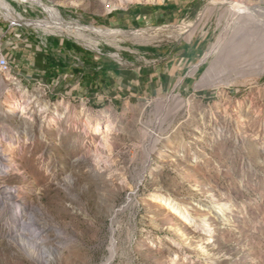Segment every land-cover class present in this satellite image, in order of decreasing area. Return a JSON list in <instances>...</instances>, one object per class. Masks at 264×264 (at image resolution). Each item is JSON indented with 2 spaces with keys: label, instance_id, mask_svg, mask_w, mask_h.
<instances>
[{
  "label": "rangeland",
  "instance_id": "rangeland-1",
  "mask_svg": "<svg viewBox=\"0 0 264 264\" xmlns=\"http://www.w3.org/2000/svg\"><path fill=\"white\" fill-rule=\"evenodd\" d=\"M5 1L14 8L5 13L27 18L8 20L34 35L131 67L167 55L177 31L196 26L207 81L195 78L187 95L94 104L54 98L1 61L0 157L13 164L0 166V264H42L37 251L50 264H264V17L234 9L264 10V0L203 11L208 0H196L167 30L114 28L105 17L168 0ZM94 27L144 34L119 42ZM5 186L41 222L22 234L26 245L11 236Z\"/></svg>",
  "mask_w": 264,
  "mask_h": 264
},
{
  "label": "crops",
  "instance_id": "crops-1",
  "mask_svg": "<svg viewBox=\"0 0 264 264\" xmlns=\"http://www.w3.org/2000/svg\"><path fill=\"white\" fill-rule=\"evenodd\" d=\"M195 1L168 0L154 6H136L109 13L105 22L120 29L152 26L167 30L190 19ZM94 28L106 34L119 32ZM179 39L181 42L167 55L159 56L151 64L131 67L106 59L69 39H42L24 26L0 16V42L9 60L6 61L9 70L26 81L40 83L54 98L94 104L108 100L119 105L128 99L191 92L194 79H199L202 74L198 75L205 69L201 60L206 39L198 35Z\"/></svg>",
  "mask_w": 264,
  "mask_h": 264
},
{
  "label": "bare ground",
  "instance_id": "bare-ground-1",
  "mask_svg": "<svg viewBox=\"0 0 264 264\" xmlns=\"http://www.w3.org/2000/svg\"><path fill=\"white\" fill-rule=\"evenodd\" d=\"M119 1H120L119 2L120 5H127V2L134 1V0H119ZM154 1H163V0H154ZM236 1H244V0H236ZM231 2H233V0H208V2H207L208 4L205 2L206 4L200 10L203 11V9H205L210 4L219 6V5H222V4L223 5H228ZM1 8H5L6 10H14L13 6L10 3L6 2L5 0H0V12L2 11V13H3V11H4V13H5V10L1 9ZM234 9L242 10L240 12L247 11L248 14L252 15L256 19H260L261 17H264V10H262L260 8H257V7H247L245 4H242V3H239V2H236V5L234 6ZM58 15L62 16L60 13ZM3 17H6L7 19H9V18L13 19L14 18L13 20L17 19L18 22L23 21V20L24 21L27 20L26 17H21V18L17 17L16 18L15 15L12 12L10 14H8L6 12L5 15H3ZM190 25H192V24H190ZM195 27L196 26H194L193 29ZM193 29H191V26H190V28H187V26H186L185 28L179 29L177 31V33L175 34V36L178 39L179 38L191 39L193 37V34H194V32L192 31ZM175 31H176V29H175ZM93 32L97 33L100 36H104V37L109 38V39L111 38V40L113 39V41H119V42H122L123 40H126L128 37H130L132 35L137 36V34H139V33L141 35L144 34V32L141 33V32H124L123 31V32H118V33H116L114 35H108L106 33H103L101 31L95 29V28L93 29ZM68 34H72V33L68 32ZM75 37L77 39H81V40H82V37H83L84 43H86L87 46L91 45V42H90L89 38H86V36H81V35H77L76 34ZM210 49H211L210 52L214 51L215 44L212 45ZM206 81H207V78H206L205 75H203L201 80H200V82L201 83H205ZM201 83H199V84H201ZM12 164H13V157H11L9 154H6V156L0 157V166H3L5 168H9V169H3L2 172H5V173L10 172L11 171L10 168H11ZM16 190L17 189L15 187L5 186V187H3L1 189V191H2L1 193L3 195H5V197L9 198V200L6 201V204H5L6 205V209H7V207H9L10 218H11L10 220L12 221V223L15 226H17V229H14L12 231L13 233H12L11 236H13L15 239H20L21 241H23L22 244L26 245V243H24V236H22V234L25 235V231L36 230L37 228L40 227V223L41 222L37 221V220H34L32 218H28L26 216V214L23 212V211H27V207L25 205L26 203L23 205L24 201H21L19 199L20 197L17 196ZM2 202H3L2 199H0V207L1 208H5V207H3ZM165 205H167V207L169 209H172L173 211L178 212L177 208L175 207V205L171 201L165 199ZM33 256L38 257V259L40 260V262L42 264H50L55 259L54 256H51L49 254L43 255V254H41L38 251L36 253L34 252Z\"/></svg>",
  "mask_w": 264,
  "mask_h": 264
},
{
  "label": "built area",
  "instance_id": "built-area-1",
  "mask_svg": "<svg viewBox=\"0 0 264 264\" xmlns=\"http://www.w3.org/2000/svg\"><path fill=\"white\" fill-rule=\"evenodd\" d=\"M1 61H8L9 62L7 56H5L3 54L2 47H1V42H0V63H1Z\"/></svg>",
  "mask_w": 264,
  "mask_h": 264
},
{
  "label": "trees",
  "instance_id": "trees-1",
  "mask_svg": "<svg viewBox=\"0 0 264 264\" xmlns=\"http://www.w3.org/2000/svg\"><path fill=\"white\" fill-rule=\"evenodd\" d=\"M205 69H203V71H204ZM203 71H201V73L198 75V77L203 73Z\"/></svg>",
  "mask_w": 264,
  "mask_h": 264
},
{
  "label": "water",
  "instance_id": "water-1",
  "mask_svg": "<svg viewBox=\"0 0 264 264\" xmlns=\"http://www.w3.org/2000/svg\"><path fill=\"white\" fill-rule=\"evenodd\" d=\"M118 9H122V8H118Z\"/></svg>",
  "mask_w": 264,
  "mask_h": 264
}]
</instances>
